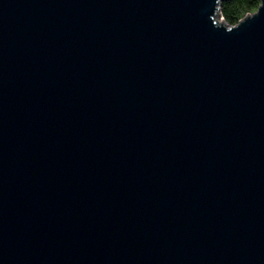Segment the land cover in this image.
I'll return each instance as SVG.
<instances>
[{
	"label": "water",
	"instance_id": "1",
	"mask_svg": "<svg viewBox=\"0 0 264 264\" xmlns=\"http://www.w3.org/2000/svg\"><path fill=\"white\" fill-rule=\"evenodd\" d=\"M222 1L0 0V264H264V0Z\"/></svg>",
	"mask_w": 264,
	"mask_h": 264
},
{
	"label": "trees",
	"instance_id": "2",
	"mask_svg": "<svg viewBox=\"0 0 264 264\" xmlns=\"http://www.w3.org/2000/svg\"><path fill=\"white\" fill-rule=\"evenodd\" d=\"M261 0H223L220 3L221 15L227 25H235L246 15L255 12Z\"/></svg>",
	"mask_w": 264,
	"mask_h": 264
},
{
	"label": "rangeland",
	"instance_id": "3",
	"mask_svg": "<svg viewBox=\"0 0 264 264\" xmlns=\"http://www.w3.org/2000/svg\"><path fill=\"white\" fill-rule=\"evenodd\" d=\"M222 20V18L220 16L217 17V21H220Z\"/></svg>",
	"mask_w": 264,
	"mask_h": 264
}]
</instances>
